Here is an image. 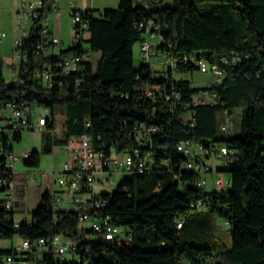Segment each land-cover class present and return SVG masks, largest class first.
I'll use <instances>...</instances> for the list:
<instances>
[{
	"label": "trees",
	"instance_id": "trees-1",
	"mask_svg": "<svg viewBox=\"0 0 264 264\" xmlns=\"http://www.w3.org/2000/svg\"><path fill=\"white\" fill-rule=\"evenodd\" d=\"M39 1V18L23 39L21 52L26 59L19 61L17 82H5L0 56V110L7 102L26 100L50 111L41 151L30 152L24 165L37 167L41 154H51L56 147H66L70 138L83 135L89 138L88 148L104 150L106 155L139 149L154 163L149 173L122 174L131 177L111 193L73 191L74 199L84 197L89 203L69 210L57 208L55 197L45 192L31 213V222L17 227L12 210L0 208L4 225L0 238L18 235L30 242L33 254L39 239L58 235L75 241L72 256L79 261L55 260L48 248L37 264H264V0H147L142 6L120 0L115 10L98 14L78 10L88 34L85 43L99 57L94 65L86 60L81 71L63 76L61 86L49 89L39 84L33 71L49 63L62 64L68 51L35 53L36 32L54 4V0ZM148 22L157 27L153 33L161 40L155 57L165 54L173 60V66L163 71L134 64V45L145 40L146 30L140 24L145 27ZM69 51L82 53L83 49L78 45ZM189 57L221 72L219 83L212 87L217 104L184 106L202 88L184 75L197 71L184 61ZM170 95L178 102L166 101ZM54 106H65L63 139L49 138ZM232 109L240 110L238 134L217 138V113L228 115ZM148 127L156 131L146 137L140 130ZM20 140V132L10 139L0 132V146L6 153ZM180 142L234 151L236 160L224 170L230 177L228 188L196 187L200 176L181 167L188 157L176 152ZM85 192L91 195L82 196ZM99 198L107 201L104 208L77 209ZM84 216L108 219L122 230V240L105 241L80 224ZM216 217L228 226L229 245L216 234ZM87 235L92 238L85 239ZM26 255L29 258L30 253Z\"/></svg>",
	"mask_w": 264,
	"mask_h": 264
},
{
	"label": "built area",
	"instance_id": "built-area-1",
	"mask_svg": "<svg viewBox=\"0 0 264 264\" xmlns=\"http://www.w3.org/2000/svg\"><path fill=\"white\" fill-rule=\"evenodd\" d=\"M20 1L22 7L16 12L20 14L22 22L27 23L30 21L31 26L27 31L21 33L22 37L20 40L14 42V50L17 53L19 61H25L26 56L21 52L24 44L23 39L27 38L34 20L39 18L41 3L39 0ZM126 1H130L132 6H141V2H147V0ZM68 8L72 20L73 39L69 42L66 49H61L63 52L68 51L67 54L62 56V64L49 63L33 71V77L43 88H53L55 84L61 86L62 82L60 79L63 76L78 73L83 69V63L89 59L88 50L83 46L88 36L86 25L81 19L80 13L78 12L79 9L74 6L72 1L69 3ZM45 12L46 14L41 21V27L36 32L39 42L34 47L35 53L38 54L41 52L45 55H57L61 50L57 53L54 52L55 46L61 47L63 44L59 38L55 34H52L47 28L44 20L47 16H58V8L56 5L52 4L51 9ZM140 28H144L151 36L157 35L153 33V31H157V27L151 22H148L145 27L143 24H140ZM5 37V33L0 32V42H2ZM160 42L161 40L159 38V41L155 44H149L147 40L139 43L138 58L141 63L149 66L152 71H163L164 67L173 66V60L165 54L163 57H155V48ZM78 45L82 47V53L69 51V49L75 48ZM151 57L158 59V65L151 64ZM184 61L194 64L199 73L209 72L211 75V78L202 85V88H200L199 92L193 97L191 103L184 106L217 104L219 98L216 92L212 90V87L219 83L222 74L219 72H212L211 67H209V64L204 60L189 57L185 58ZM17 81L18 77L16 76L13 82ZM165 99L171 102V105L178 102V97L174 95L166 96ZM36 108L38 107L26 100H13L5 103L1 109L4 114L0 120L4 121V125H0V132L6 133L9 139L15 132L22 133L26 130L43 132L48 120V113L45 110L35 114ZM224 114L227 115L226 111H224ZM221 128L225 133H229L231 130L230 121H224ZM155 131L156 129L153 127H148L146 129L142 128L140 130L146 137H149V135ZM88 141L89 138L83 135L80 137H73L71 138V142L67 143V151L64 152L68 154L69 161L62 165L60 177L57 179V183L59 187L63 188V192L67 191L73 194V188L68 185V177H78L80 190L87 189L92 191L96 185H101L103 187L107 186V183L113 179L115 174L127 173L128 166H152L154 163L150 155L142 153L139 149H132L130 152L120 155L115 153L106 155L104 150L96 151L93 148H88ZM7 142L10 144V141ZM175 150L183 157H188V160L183 162L181 167L200 176L195 183L196 187L205 188L207 186V176L213 175L212 189L222 191L228 188L229 181L224 178V170H226V166H230L231 163L236 160L234 151L225 146L213 148L212 150L204 149L199 143L192 142H180L175 146ZM30 155V152H28L14 156L13 151L6 153L0 146V157L2 158L0 165H2L3 169L2 173H0V208L7 211L12 210L15 203L12 195V191L14 190L12 181L15 177V164L18 161L24 162ZM85 195H88V193L85 192L82 194V196ZM56 199H59V197ZM106 205L107 201L99 198L94 199V205L77 207V209L88 207L102 209ZM80 224L100 234L105 241L117 243L122 240V230L117 226L111 225L108 219L99 221L91 220V218L81 219ZM14 226L17 227L18 224L14 223ZM59 237L58 235H54L49 240L39 239L36 246L38 248L48 247L51 249L52 254H59L61 258L66 252H71V254L74 253V245L67 246L65 244H57ZM30 248V242L28 240H22L21 245L13 249L11 253H4L5 258L3 254H0V264H18V262L23 264L25 261L24 257L30 251Z\"/></svg>",
	"mask_w": 264,
	"mask_h": 264
},
{
	"label": "rangeland",
	"instance_id": "rangeland-1",
	"mask_svg": "<svg viewBox=\"0 0 264 264\" xmlns=\"http://www.w3.org/2000/svg\"><path fill=\"white\" fill-rule=\"evenodd\" d=\"M36 1V0H30ZM59 12V18L53 15L47 17L53 25H58L61 31L60 39L63 41V46H55L54 52H58L61 49H66L69 42L73 39L72 31V20L69 13L68 5L71 1L78 2V0H55ZM120 0H91L92 10L96 13L103 10H115L119 4ZM82 3H90V0H82ZM206 2H203L205 4ZM22 7L20 0H0V32L5 33L6 37L0 42V56L2 59V74L6 83L12 82L16 76L19 65V58L14 50V42L20 40L22 37V32L27 31L30 28V21L24 23L21 21L20 14L16 11ZM46 22V20H44ZM51 31V30H50ZM52 34H54L51 31ZM143 39L147 40L149 44H155L159 41V35L151 36L149 33L142 34ZM84 47L88 50L89 59L88 61L95 64L97 58L99 57V52L92 51L87 43ZM139 43H136L133 48V59L134 64L137 66L140 61L138 58ZM151 64L158 65V59H150ZM159 67V66H158ZM177 73V72H176ZM187 79L193 81L196 87H201L206 81L211 78L210 73H199L198 71H193L190 75L188 73L184 74ZM65 106H54L52 110V115L54 119V129L49 133L50 139H63L65 130V116H64ZM45 110L43 108H36L35 114L41 113ZM48 115L50 111L47 110ZM189 112H185L187 115ZM3 110H0V118L3 116ZM34 114V115H35ZM217 138L224 139L226 137H234L239 132V121H240V110L232 109L228 115L224 112L217 113ZM229 120L231 131L228 135L222 130V124L224 121ZM0 125H4V121L0 120ZM45 137L41 131H24L21 133V140L13 144V155H21L22 153L37 152L40 153L41 148L44 144ZM64 150V148H63ZM59 149V153H55L54 150L51 154H41L40 162L37 167H27L22 161H18L15 164V177L13 178L12 185L14 190L12 191L15 203L12 207L13 220L15 223H30L31 213L37 208L40 202L41 196L48 192L52 197H55L54 205L59 209L69 210L74 208L76 205L82 203L83 198L78 199L75 202L74 196L71 192L62 191L63 188L59 187L57 179L60 177V170L62 165L69 161V156L66 152ZM67 150V149H66ZM123 174V173H122ZM115 174L113 179H111L107 186L103 187L101 185H96L93 192L94 194L111 193L115 186H117L124 178H130L131 175ZM224 178L229 180V173H224ZM207 186L206 189H210L209 176L206 178ZM89 195V194H88ZM59 199L56 200V197ZM88 205L84 206L87 207ZM202 212L207 211V208H202ZM214 225L216 227L217 236L227 245L230 243V236L228 232V226L219 218L214 219ZM91 235H87L85 239H91ZM22 238L15 235L12 239H1L0 238V251L6 252L17 248L21 245ZM74 240L65 238L63 236L59 237L58 245L65 244L67 246L73 245ZM48 247H37V252L32 253V248L30 249L29 258L25 255V261L23 264H37L42 253L46 252ZM5 258V254H3ZM55 260L61 259V255H53ZM28 258V259H27ZM62 259L64 261H79L77 255L72 256L71 252H66ZM18 264H22L18 262Z\"/></svg>",
	"mask_w": 264,
	"mask_h": 264
},
{
	"label": "bare ground",
	"instance_id": "bare-ground-1",
	"mask_svg": "<svg viewBox=\"0 0 264 264\" xmlns=\"http://www.w3.org/2000/svg\"><path fill=\"white\" fill-rule=\"evenodd\" d=\"M145 4H146V2H141V6L145 5ZM209 67H211L212 72L221 73L216 66L209 65ZM228 167L229 166H226V168H228ZM135 171L139 174L146 173V172L149 173L150 172V166H128L127 173H123V174H133ZM68 185L73 188V191L79 190L80 186H79L78 177H68ZM81 198H83V201L81 203L82 205L89 203L86 198H84V197H81ZM81 198H76L75 202H77L78 199H81ZM92 205H94V200H92ZM83 219H87V217L84 216ZM177 227H180V223L177 224Z\"/></svg>",
	"mask_w": 264,
	"mask_h": 264
},
{
	"label": "crops",
	"instance_id": "crops-1",
	"mask_svg": "<svg viewBox=\"0 0 264 264\" xmlns=\"http://www.w3.org/2000/svg\"><path fill=\"white\" fill-rule=\"evenodd\" d=\"M73 2V4H74V6L77 8V9H79V10H92V3H91V0H90V3H82V0H78V2L76 1V2H74V1H72ZM54 5H56L57 6V4H56V1L54 0ZM60 15V14H59ZM59 15L58 16H56V15H53L54 17H56V18H52V19H54V20H56V19H58L59 18ZM52 16V15H51ZM51 16H49V17H51ZM48 17V16H47ZM45 18V20H46V22H45V24H46V26H47V28L49 29V30H51L58 38H59V40L62 42V44H63V41L60 39V37H61V31H60V29H59V26L58 25H53L52 23H51V25L49 24L50 23V20L48 21V18ZM68 142H71V138L68 140ZM63 148H64V150L65 151H67L66 149H67V146L65 147H56V148H54V152L55 153H59V149H61V150H63ZM63 150V151H64ZM212 180H213V175H209V183H210V188H211V186H212Z\"/></svg>",
	"mask_w": 264,
	"mask_h": 264
},
{
	"label": "water",
	"instance_id": "water-1",
	"mask_svg": "<svg viewBox=\"0 0 264 264\" xmlns=\"http://www.w3.org/2000/svg\"><path fill=\"white\" fill-rule=\"evenodd\" d=\"M0 226H1V227H4V225H3L1 222H0Z\"/></svg>",
	"mask_w": 264,
	"mask_h": 264
}]
</instances>
